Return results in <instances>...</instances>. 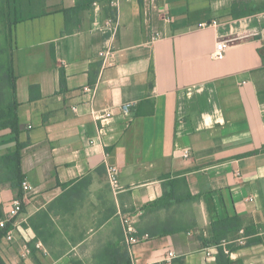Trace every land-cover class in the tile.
Here are the masks:
<instances>
[{
	"label": "crops",
	"instance_id": "1",
	"mask_svg": "<svg viewBox=\"0 0 264 264\" xmlns=\"http://www.w3.org/2000/svg\"><path fill=\"white\" fill-rule=\"evenodd\" d=\"M19 2L33 16L12 49L31 190L0 181V213L24 199L7 263L131 264L128 220L138 264H219L203 238L238 216L230 259L264 264V0ZM87 86L112 116L93 117ZM15 148L0 129V156Z\"/></svg>",
	"mask_w": 264,
	"mask_h": 264
},
{
	"label": "trees",
	"instance_id": "2",
	"mask_svg": "<svg viewBox=\"0 0 264 264\" xmlns=\"http://www.w3.org/2000/svg\"><path fill=\"white\" fill-rule=\"evenodd\" d=\"M20 0H1V8L7 16L8 23V48L6 50L7 64L6 74L0 83V129L10 128L16 140V148L8 153L0 156V181L10 182L13 187L19 189V197H22V183L24 174L21 167V153L25 143L19 140V116H18V99H17V76L14 70V60L12 49L14 47V26L21 20L30 17L26 15L24 10L18 6ZM18 3V5H17ZM264 10L262 9H256ZM62 85L65 84V74L61 76ZM4 216V212L0 213V218ZM12 227L9 224L6 228L0 227V242L4 238L7 231ZM242 227L240 217L234 216L214 222V236L210 239L203 238L206 246L215 245L218 248L217 261L219 264H233L230 259V253L237 249V245L228 244L224 246V240L229 235L236 233ZM254 229H247L246 234H253ZM260 241L259 238L250 239L248 242ZM228 250V252H227ZM178 264H184L183 260H178ZM0 264H8L0 255Z\"/></svg>",
	"mask_w": 264,
	"mask_h": 264
},
{
	"label": "built area",
	"instance_id": "3",
	"mask_svg": "<svg viewBox=\"0 0 264 264\" xmlns=\"http://www.w3.org/2000/svg\"><path fill=\"white\" fill-rule=\"evenodd\" d=\"M227 45L224 42H220L217 44L215 51L213 52V56L215 58H219L223 55L224 51L226 50ZM85 92H92L91 98H90V104L93 106L91 109L92 115L95 119L103 120L107 117H110L113 115L112 111L109 109H106L103 111V113H100L94 108L95 103V91L91 87H85ZM134 106L132 102H126L121 105V110L124 114L128 115L131 113V109ZM74 110H77V107H74ZM184 156L189 157L190 156V150L184 151ZM106 173L108 177V181L114 191H117L120 188V171L119 167L117 165L106 163ZM22 189L24 192H28L31 190V186L28 183V181L24 180L22 183ZM24 209V199L23 198H16L13 201H11L7 205V209L4 212V216L0 218V227L6 228L9 224L12 225V227L7 231L4 238L8 240L9 242L14 241V227H15V219L23 212ZM124 232H125V240L127 249L129 251V254L131 256V264H138L135 253H134V245L139 243L141 241V237L137 235V230L134 227V224L128 220L124 223ZM245 241L242 239L240 240V244H243ZM224 244V242H223ZM228 252V250H227ZM175 253L173 251L169 252V258L173 257Z\"/></svg>",
	"mask_w": 264,
	"mask_h": 264
},
{
	"label": "rangeland",
	"instance_id": "4",
	"mask_svg": "<svg viewBox=\"0 0 264 264\" xmlns=\"http://www.w3.org/2000/svg\"><path fill=\"white\" fill-rule=\"evenodd\" d=\"M8 48V23L7 16L1 8L0 0V83L6 74L7 55L6 50Z\"/></svg>",
	"mask_w": 264,
	"mask_h": 264
}]
</instances>
